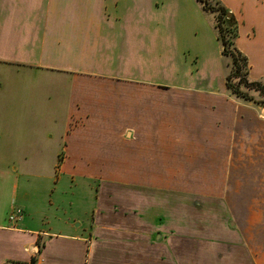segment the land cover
<instances>
[{
  "label": "crops",
  "instance_id": "crops-1",
  "mask_svg": "<svg viewBox=\"0 0 264 264\" xmlns=\"http://www.w3.org/2000/svg\"><path fill=\"white\" fill-rule=\"evenodd\" d=\"M164 1L0 0V264H187L175 263L174 254L175 244L188 254L190 201L185 191L190 190L189 183L158 186L123 178L122 183L103 182L99 186L91 177L107 173L104 165L92 167L94 155L109 159L117 148L120 154L133 153L138 159L134 173H158L145 160L158 152V144H173L171 132L176 126L183 128L176 139L181 144L177 150H188L197 136L204 144L202 155H207L205 148L212 150L213 158L218 159L214 162L219 164V176L226 174L225 185L214 183L210 189L217 196L209 206L202 205L197 223L199 232H205L207 218H212L208 224L215 228L208 230L213 237H202L204 243L211 238L216 243L222 237L216 228L222 212L225 219H231L232 232L227 234L235 242L225 248L219 242L210 252L209 244L202 246L200 255L204 257L199 258L203 260L199 264H206L213 251L220 264H264V195L253 193L241 201L228 198L233 186L230 177L237 173L248 175L252 191L256 187L264 190V109L234 100L227 91L221 103L216 99L207 102L212 104L200 103L199 126L191 131L195 119H190L187 109L179 115L173 113L176 108L172 102L158 104L155 98L143 97L173 88L142 83L125 74V64L131 62L126 53L132 44L135 46L133 39L166 43L167 35L159 29L157 18ZM217 1L237 22L236 45L248 58L249 78L264 81V0ZM112 48H116L115 56ZM115 68L121 73L116 74ZM65 76L71 86L63 99L61 79ZM31 77L53 80L48 114L43 118L33 114L40 105L34 99L30 102L29 95L37 94L30 87ZM96 80L133 84L143 102L137 99L131 113H121V105L109 95L124 87L109 91L88 87L89 81ZM80 82L83 87L77 86ZM171 93H164V98L172 101ZM62 100L68 110L64 135L39 139L38 145L36 139L30 142L35 121L47 120L49 127L59 125ZM182 165L180 174L184 173ZM62 172L88 176L95 184L96 188L91 184L80 188L94 191L96 198L85 201L79 216L63 218L59 203L46 201L47 194L63 190ZM171 190L185 193L179 194L181 205H174ZM222 191L226 192L224 197ZM70 208L73 211L74 206ZM17 210L21 215L11 221ZM49 215L54 222L46 229ZM175 228L186 231H181L179 241Z\"/></svg>",
  "mask_w": 264,
  "mask_h": 264
},
{
  "label": "rangeland",
  "instance_id": "rangeland-1",
  "mask_svg": "<svg viewBox=\"0 0 264 264\" xmlns=\"http://www.w3.org/2000/svg\"><path fill=\"white\" fill-rule=\"evenodd\" d=\"M213 2V4H215V1ZM160 7L161 9L157 18L160 25L159 29H164L161 30V32L167 35L166 43L162 45L158 42L157 44H151L149 41H145L144 38L134 42L133 36L130 35V38L132 37V42L135 43V46L132 44L128 50L129 54L127 55L126 53L127 60L131 62L125 64V74L138 79L136 81L148 83L149 85L158 87L160 86V88L163 89L173 88V90L169 89L170 91L168 92L158 90L157 94H153L152 92L151 94L153 95H146L143 97L155 98L156 103L158 104L172 102L176 108L173 113L177 112L179 115L182 114L183 110L187 109L191 115L190 119H195V121L190 125L191 131H195L199 126V121L196 118L198 117L197 110L200 103H207L209 101H214V99H216L217 103L218 100L219 102L221 100L224 101L227 91V95L232 99L249 103V101L237 98L228 88L226 89V79L232 72V62L230 58L223 55V47L218 38L219 34L223 36L226 35V33L229 34L230 28L226 23V19L222 17L218 18L216 13L205 11L197 0H165ZM216 26L218 28H216ZM112 49V56H115L114 51L116 48ZM115 69L116 74L121 73V70L118 68ZM29 84L31 89H34L35 92H37V94L29 95L30 102L34 99V103L40 105V109L36 110L35 108L33 114H35V116L39 115L43 118L44 115L48 114V93L51 92L49 89L53 88V80L43 79V77H31L29 79ZM61 85L63 86L62 98L66 99V90L69 86H71V80L68 76L61 79ZM77 86L83 87L84 84L80 82ZM132 86L133 84H123L122 82H117L116 80H96L93 82L89 81L88 87L99 88L107 91L119 87L127 88L126 91L124 88L122 91L121 89L111 91L112 95H109V98L111 101L115 100L118 105H121V113H131V110L134 108L133 103L138 102L137 99H140L138 97L139 94L137 95L135 91H133L134 89H132ZM130 88L131 90H129ZM170 92H172L169 94V96L173 98L172 101L169 98H164V93ZM141 94L148 93L141 92ZM209 94H211V96H209ZM251 94L256 101H258L257 103L252 102L254 103L255 108H260L262 111L264 109V97L257 92H251ZM140 102H143V99H140ZM212 103L213 102L207 104ZM43 107H45V109ZM168 113L170 114L171 112ZM67 115V104L62 100L61 120L58 126L50 125V128L47 120L40 122L32 119L36 122L37 126L33 128L31 127L30 129V142H35L34 139H36V145H38V140H44L46 137L54 136L60 139L61 135H64ZM168 118L170 117L168 116ZM182 129V126L173 127L171 132L174 139L173 144H169V147H167L165 143L158 144V152L153 154V158L145 160L147 165L154 168L156 167L158 173H134V170L139 167L138 159L134 157L133 153H130V156H125V153L120 154L117 148L114 149L112 154H110L109 159L94 155L92 167L98 168V166L104 165L103 168L105 167V171H107V173L91 174V177L94 178V181L98 183L99 186H101L103 182L122 183L123 178L126 181H131L136 178L145 183H156L158 186L183 182L184 184L189 183L190 190L185 191V193H188V199L190 201V230L189 234L186 236V238H188V248L186 247L188 254H183V246L175 244V248H177V250L174 254V262L199 264L203 262L201 259L200 262L199 258L204 257L200 255L203 250L202 246L209 244L207 249L210 252L211 250H214L213 247L215 245L218 246L219 242H221V245L225 248L226 245H233L235 239H233V237L232 239L229 238L227 234L228 232H232L233 227L231 228V219L227 216V219H225L223 216L224 213L220 211V220L218 218L219 221L217 222H221V224L219 223L216 228L219 231L221 230L222 237L221 239H216V243H214L213 238L207 239V243H204L205 239L202 236L205 234L206 237L211 234V237H213V234L210 231H212L215 226L208 224V221H211L212 218H207V227L205 232H202L203 230L199 232L200 229H198L197 223L198 216L202 215V205L207 207L209 206L208 202L216 198L217 194H215V191L210 189L213 187L214 183L221 186L220 184H223L226 180V174L219 176L220 173L217 171L219 169V164H215L218 159L213 158L212 150L208 151L205 150L207 149L205 148L204 151L207 155H202L201 144L203 147L204 144L199 142L197 136L192 138L190 146L188 145V150L185 148L183 152L177 150L178 147H181V144H177L176 139L180 137ZM130 132L131 134L129 135V138H132L133 133L132 131ZM150 161H153L154 163ZM182 162V172L184 173L180 174L178 171L181 169L180 166ZM177 167L180 168L177 169ZM163 170H169L170 173H162L161 171ZM223 171L225 170L223 169ZM216 176L218 177L217 182ZM250 177L251 176H249V178ZM246 178H248L246 173H237L230 177V184L233 186H231V191L228 192V198L241 201L245 198L247 199L252 197L253 193H255V195L258 194L260 197L264 195V190L260 189L261 187H256L257 190L255 189V192L252 191L250 187L253 185L251 184V181L247 183ZM84 184L89 186L93 185L95 187L94 182H91V178L88 176L79 174L71 176L62 172V187L60 190H63L58 192L57 190H59V188H57L55 193L51 195L47 194L46 201L51 199L53 204L59 203L61 216L63 218L65 216L69 217L71 214L79 216V208L85 203V201L94 200L96 198L94 191H92V194L89 188L84 189L83 191L80 189L83 188ZM171 191L174 193V196L172 197L174 205H176L177 202H180L179 205H181L182 198L179 194L181 195L185 193L178 190ZM148 193H150V191ZM151 193H154V191L152 190ZM224 195H226V192L222 191L221 196L224 197ZM196 200H199L200 202H197ZM71 205L74 206L73 211L70 208ZM210 207L211 209H214L213 206ZM75 208L78 210L75 211ZM52 222H54V218L50 215L47 216L45 219L46 229H49V225L52 224ZM173 226L175 227L176 225L173 224ZM208 228H210V231ZM174 231H177L176 233H178L175 236H179V238L176 239L178 241L181 238V231H184V233L186 232L180 228H175ZM212 241L213 244H210L209 242ZM237 244L242 246L239 242H237ZM208 258L209 256L205 260L206 264H220L219 260H217L218 256L214 255V251L211 252V256L209 259ZM241 259L244 261V255H241Z\"/></svg>",
  "mask_w": 264,
  "mask_h": 264
},
{
  "label": "trees",
  "instance_id": "trees-1",
  "mask_svg": "<svg viewBox=\"0 0 264 264\" xmlns=\"http://www.w3.org/2000/svg\"><path fill=\"white\" fill-rule=\"evenodd\" d=\"M205 11L216 13L218 18L226 19L229 26V34H219L218 38L223 47V55L231 59L232 72L227 77V88L239 99L255 102L256 99L251 92H257L264 97V81H253L249 78V61L248 58L238 49L237 39V22L229 13L227 8L217 0H197ZM215 1V4H213ZM216 28H218L216 26Z\"/></svg>",
  "mask_w": 264,
  "mask_h": 264
},
{
  "label": "built area",
  "instance_id": "built-area-1",
  "mask_svg": "<svg viewBox=\"0 0 264 264\" xmlns=\"http://www.w3.org/2000/svg\"><path fill=\"white\" fill-rule=\"evenodd\" d=\"M20 215H21V211L20 210L14 211L11 214V216H10V220L11 221H16Z\"/></svg>",
  "mask_w": 264,
  "mask_h": 264
}]
</instances>
